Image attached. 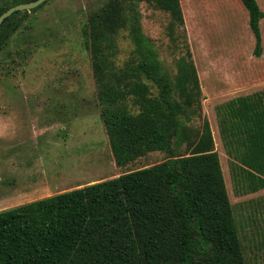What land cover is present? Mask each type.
Listing matches in <instances>:
<instances>
[{"label": "trees", "instance_id": "1", "mask_svg": "<svg viewBox=\"0 0 264 264\" xmlns=\"http://www.w3.org/2000/svg\"><path fill=\"white\" fill-rule=\"evenodd\" d=\"M35 1L0 0V16ZM240 1L260 58L264 12L257 0ZM142 2L169 13L172 29L184 24L179 0H108L88 13L93 75L116 165L156 152L167 160L1 211L0 264H247L211 124L192 125L202 117L197 68L188 53L170 74L143 32ZM41 7L4 21L0 66ZM122 31L134 53L119 67Z\"/></svg>", "mask_w": 264, "mask_h": 264}, {"label": "rangeland", "instance_id": "2", "mask_svg": "<svg viewBox=\"0 0 264 264\" xmlns=\"http://www.w3.org/2000/svg\"><path fill=\"white\" fill-rule=\"evenodd\" d=\"M108 0H48L31 13L0 66V212L167 160L156 152L120 168L102 118L87 18ZM184 24L138 5L144 34L172 76L191 54L202 90V117L212 127L247 264H264L263 55L240 0H179ZM264 12V0H257ZM117 65L131 60L127 31ZM183 154H185L183 152Z\"/></svg>", "mask_w": 264, "mask_h": 264}, {"label": "water", "instance_id": "3", "mask_svg": "<svg viewBox=\"0 0 264 264\" xmlns=\"http://www.w3.org/2000/svg\"><path fill=\"white\" fill-rule=\"evenodd\" d=\"M47 1L48 0H37V1L32 2V3L21 4V5H18V6H15V7L9 9L7 12H5L4 14H2L0 16V28H1L2 24L4 23V21L6 19L10 18L16 12H25V11L34 10V9L40 7L41 5H43Z\"/></svg>", "mask_w": 264, "mask_h": 264}]
</instances>
